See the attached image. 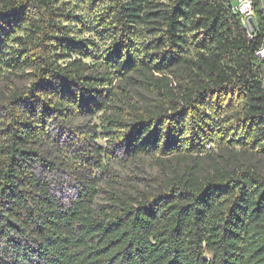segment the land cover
<instances>
[{"label":"trees","instance_id":"obj_1","mask_svg":"<svg viewBox=\"0 0 264 264\" xmlns=\"http://www.w3.org/2000/svg\"><path fill=\"white\" fill-rule=\"evenodd\" d=\"M59 1L0 0V264H264L254 167L189 166L146 192L102 189L90 170L98 130L158 163L210 143L264 155L260 0L253 35L225 0H71L102 10L93 62Z\"/></svg>","mask_w":264,"mask_h":264},{"label":"rangeland","instance_id":"obj_2","mask_svg":"<svg viewBox=\"0 0 264 264\" xmlns=\"http://www.w3.org/2000/svg\"><path fill=\"white\" fill-rule=\"evenodd\" d=\"M232 5L237 3V0H225ZM226 2V3H227ZM261 9H264V0H260ZM59 5L71 11L74 15V19L70 23L69 35L75 38H89L91 41L97 43V50L95 56L86 57L84 60L88 62L96 61V58L102 57L100 52L105 48V43L100 40L96 25L98 24V15L102 12L101 8L92 9V5L89 4H76L71 0H61ZM255 21L254 30H250L249 26L245 24L249 34L257 30V22L255 20L254 12L250 13ZM245 23V22H244ZM255 66L259 68L260 78L264 87V55H256V59L252 61ZM1 65V64H0ZM18 82V78L13 77ZM19 82H23L20 80ZM124 80L116 78L113 84L123 86ZM20 84V83H19ZM174 85V82L171 83ZM130 96L133 99L141 98L146 95L138 86H130ZM98 113L95 114L90 121L87 119H75L71 128H86L90 124L98 125L99 123ZM92 133V128H87ZM59 131L66 133V129L60 128ZM61 135L63 143L71 145L72 140L68 138L71 133L68 131L66 134ZM94 143L102 149L101 151V164L96 165L97 161L90 165L92 174L99 178V186L102 189H109L110 187H116L121 190L129 189L135 192H146L156 188V181L160 177H167L175 173H181L186 167H193L195 172L199 174L210 173L215 167L232 169L239 166L250 165L257 171L264 174V155H261L248 148H243L238 145L234 147L219 146L214 143L208 145V154H202L200 156L178 154L165 158L162 163L156 162V160L150 155H141L137 157H129L123 151L118 141L108 138L103 135L100 130L96 132ZM72 146H69L70 148ZM107 152V153H106ZM70 187V186H68ZM67 189V188H65ZM104 196L103 192H100V199Z\"/></svg>","mask_w":264,"mask_h":264},{"label":"built area","instance_id":"obj_3","mask_svg":"<svg viewBox=\"0 0 264 264\" xmlns=\"http://www.w3.org/2000/svg\"><path fill=\"white\" fill-rule=\"evenodd\" d=\"M228 4H230L233 12L239 14L242 17L243 22H245L244 24H246V19L248 16H250V13L253 10L252 0H237L235 5H232L231 3Z\"/></svg>","mask_w":264,"mask_h":264},{"label":"water","instance_id":"obj_4","mask_svg":"<svg viewBox=\"0 0 264 264\" xmlns=\"http://www.w3.org/2000/svg\"><path fill=\"white\" fill-rule=\"evenodd\" d=\"M252 20H253L252 15L248 16L247 19H246V25H247L248 23L252 22ZM253 22H254V21H253ZM253 27L255 28V23H253ZM249 28H250L251 31L254 30V28H251L250 26H249ZM257 55H258V56H262V55H264V46L262 47V49H260V51L257 52Z\"/></svg>","mask_w":264,"mask_h":264},{"label":"bare ground","instance_id":"obj_5","mask_svg":"<svg viewBox=\"0 0 264 264\" xmlns=\"http://www.w3.org/2000/svg\"><path fill=\"white\" fill-rule=\"evenodd\" d=\"M253 21H254V19L252 20V22H250V23L247 24V25L250 26L251 28H254V27H253V23H255V21H254V22H253Z\"/></svg>","mask_w":264,"mask_h":264}]
</instances>
